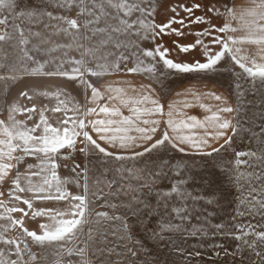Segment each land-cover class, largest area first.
I'll return each mask as SVG.
<instances>
[{"label": "snow or ice", "instance_id": "1", "mask_svg": "<svg viewBox=\"0 0 264 264\" xmlns=\"http://www.w3.org/2000/svg\"><path fill=\"white\" fill-rule=\"evenodd\" d=\"M56 3L60 8L78 7L80 9L79 16H86L87 18L81 22L79 17L70 19L63 15H53L51 11L46 10L17 11L19 7L17 0H0V26H3L0 29V53H2L0 55V68L7 67L9 72L21 70L27 72V67H21L25 61L39 63L30 55V51L32 49L38 50L39 45L50 43V41L42 38L44 33L32 31V25L43 24L47 35H71L76 47L83 49L81 59L62 60L56 65L54 71L43 74L78 80L79 83L92 89V100L99 98L100 93L85 80V73L91 76H102L107 72L124 71L125 69L121 68V64L126 65L131 60L133 67L126 68L127 73L141 74L147 72L154 76L159 84L162 79H167L173 75L213 72L228 57L234 65L243 70L240 74H234L236 76L234 88L238 104L234 107L229 104L226 97L207 93L208 97L220 102L214 111L206 105H200L202 109L210 112V115L205 116L204 120L189 116L187 119H181L178 122L169 118L166 121L168 127L174 133L179 134L169 136L168 132L165 131L161 138L156 139L155 142L152 141L160 121L142 119V117L161 113L163 107L147 94L131 99L133 104L130 109L131 116H122L117 109L105 105L99 108V112L106 117L115 116L119 119H94L86 122L84 117L96 113L97 110L89 108L87 111L80 112L79 108H73L72 111L77 114L66 115L64 120L59 121L62 127H53L48 123L44 115L47 111L46 108L40 110V119L34 126L25 127L22 121L13 119L11 113L16 109L12 108L9 115L10 124L5 125L3 121H0V135L6 137V140H0V145H4L7 149V151L0 149V157L6 156L9 160L15 159L16 163H20L25 156H30L35 158L37 163L28 164L23 174L16 173L8 196L11 200L26 205L27 209L31 210L32 218L44 216L49 219L50 223L41 224L38 234L37 231H29L23 227V217L19 220L12 219L11 216L6 217L11 220L13 225L20 226L22 234L15 239H5L3 235H0V243L9 246L7 250L0 249V264H37V255L30 250L25 237L31 238V243L41 247H56L57 257L65 255L70 259L73 256H78L80 260L86 261V264H117L118 260L123 257L122 264H128L127 258H136L138 256L136 249L140 247V241L134 239L133 223L135 221L130 218L134 217L136 221H140L141 217L147 219L154 216L157 211L160 212L157 220L158 228L151 230L152 238L163 241L164 233L167 232H178L185 238L195 236L198 232L207 235L203 229L193 231L182 228V224L191 219L192 205L201 199V197L193 195L188 188V185L195 181L196 175L191 173L187 165L180 163L169 165L167 161H164L163 167L168 171H154L155 165L153 168L145 165L143 169L117 168L116 172L120 173L119 179L116 177L111 180L103 179L104 173H101V176L90 182L88 164H85L82 169L79 164H75L71 169L75 175L71 179L60 178L57 174V168L60 166L57 163V157H60L61 149H75L78 137H82L79 142L83 145L79 152L86 157L94 156L101 165L107 163L108 158L125 161L148 156L151 160L154 152H158L161 148L167 149L169 146L180 153L187 154L189 151H195L199 155L209 157L214 156V154L219 155L221 151L226 150L232 144L233 137L244 130L240 119L239 105L243 103L240 97L245 95L246 85L258 78L260 87L264 88V0H252L253 6L242 10L239 15L234 8L227 5H225L222 13L213 5L201 3H193L191 6L185 4L171 6L167 10L174 15L166 23L159 25L150 22L148 19L154 15L152 0H56ZM145 4L147 6H144ZM106 8L122 12L123 17L117 18L114 13L106 11ZM201 8H206V14L196 16L195 12ZM180 11L186 14L189 23L185 22V18H178ZM137 12L140 14L139 17L130 21L128 18ZM5 13L7 15H4ZM207 13L224 15L230 19L226 20L222 27H216L210 24ZM8 16L15 17L10 28ZM45 17H47L46 22ZM109 19L118 20V22L109 25L107 23ZM231 19H238L240 26L232 27ZM17 20L19 23L16 22ZM102 22L104 23L103 27L100 26ZM173 24H179L181 27L173 28ZM190 24H208L209 26L202 31L192 33L197 37L194 43L177 46L182 53H190L198 46L201 47L204 62L200 60L191 63L175 62L167 58L169 49L164 48L162 44H155L156 39L163 35L182 36L184 35L183 29L189 27ZM81 28L84 29L83 34H81ZM241 30L245 33L243 36L227 35L230 32L235 33ZM214 32L225 35H213ZM208 36L212 37L210 42L212 45L220 46L219 51L213 53L209 44L204 42L202 37ZM33 38L39 39V45H32V49H29L27 46ZM145 40L152 42L155 45L154 48H142V42ZM80 41H89V43L85 45ZM244 44L255 45L256 54L251 57L244 54V49L241 47ZM4 45L12 47L13 50H18L22 54L16 64L5 65L3 63L7 57V53L3 51ZM60 47L65 46L56 45L48 51H55L56 48ZM109 48L113 51H109ZM85 57L96 62L97 70L94 71L88 67ZM146 60L150 61L147 65L145 64ZM65 63H72L76 66L70 72L64 71L62 69ZM157 65H162V70H159ZM42 67L41 65L40 68L32 69V71L39 73ZM16 78V76H0V81L15 80ZM114 91L120 93L123 90L117 88ZM26 95V93H21V96ZM109 99H113V97H109ZM121 102L127 103L123 100ZM178 103L182 108L193 106L190 101ZM141 104L152 106L135 107V105ZM261 107L264 108V103ZM34 110V108L24 109L29 113ZM176 110V106L170 104L169 117H172ZM52 111L66 112L67 108L61 101ZM233 113L236 115L232 116ZM30 118L31 116H29ZM89 125L99 140L104 141L107 145L118 146L126 150L143 147V151H133L131 155L115 154L106 147H102L96 139H93L89 131L86 130ZM196 127L204 128L205 134L203 136L183 134L182 130ZM209 128L212 131H207ZM38 129L41 130L40 134L35 135ZM229 129H231L232 135L227 136L224 143L219 147H211L209 137L213 141H217L225 137ZM132 132H135L136 135H131ZM257 138L261 139L259 153L252 150L236 152L235 163L237 165L242 163L240 157L251 158L254 163L250 166L253 168L259 166L261 170L259 172L252 171L249 173V177L256 181H264V128H261L259 134L252 133V139ZM181 145L188 147L186 149ZM209 147H211V151H206ZM17 149L23 153V156H12V153ZM68 156H71V152L68 153ZM68 156L60 158L67 159ZM243 163L248 164L249 161H243ZM14 166L11 163H0V180ZM169 171L173 176L182 177L173 180L170 190L164 189L160 185V182L168 176ZM73 180L83 188V194H72L67 190L66 185ZM22 182L25 186H22ZM19 193H31L32 196L25 198ZM173 196L179 204L170 208ZM118 197L126 198V202L119 204L113 202V199ZM153 198L158 207H153L151 203ZM35 200L66 201L67 208L63 210L57 208L34 209L33 201ZM97 201H102L98 205L99 207H106L110 211H95ZM189 201L192 204H189ZM3 203L0 202V207H3ZM248 204L252 209L261 211V214L264 215V189L250 188ZM6 211L9 213L19 211L23 212L24 216L28 215V212L18 207L7 208ZM172 213L175 214V217H171ZM174 219H178L179 223H174ZM248 227L250 228L251 225ZM215 228L220 230L223 225L217 224ZM239 233L234 237L241 241V244L237 246V251L247 248L257 257L256 264H264V252L256 250L257 241L264 243V232H248L246 228L240 227ZM227 235H232V233L229 232ZM248 236H254L256 239L249 241L246 239ZM69 245L71 246L69 247ZM178 250L183 251V249ZM228 254L227 249H225V255ZM194 255L199 256L200 253L195 252ZM12 256L16 258L12 259ZM241 264H244L243 257Z\"/></svg>", "mask_w": 264, "mask_h": 264}, {"label": "rangeland", "instance_id": "2", "mask_svg": "<svg viewBox=\"0 0 264 264\" xmlns=\"http://www.w3.org/2000/svg\"><path fill=\"white\" fill-rule=\"evenodd\" d=\"M159 0H152V7L156 5ZM19 7L17 11H36L46 10L51 11L53 15H63L70 19H76L79 17L81 22L86 19V16H79L80 9L78 7L60 8L57 6L56 0H17ZM144 6H147L145 4ZM4 15H7L5 13ZM139 13H134L135 20L139 17ZM151 17H148L150 21ZM11 22L15 17L8 16ZM45 22L47 17L44 18ZM19 23V20L16 21ZM66 26V25H65ZM3 26H0L2 29ZM32 31H40L44 33L43 39L50 41V43L39 45V39L33 38L31 43L27 46L32 49V45H39V49H32L30 55L34 57L35 61L39 63H33V61H25L23 67H27V72H33L32 69L41 68V71H54L56 65L62 60H79L81 59V52L83 49L76 47L75 42L71 35L57 34L47 35L43 24L32 25ZM81 34L84 33V29L81 28ZM81 43H84L80 41ZM86 42V41H85ZM56 45H64L65 47L56 48L55 51H48V49L54 48ZM86 45V43H85ZM142 48H153L150 41L145 40L142 42ZM3 51L7 53V57L3 60L5 65L16 64L21 53L18 50H13L12 47L7 45L3 46ZM2 55V53H0ZM88 62V67L94 71L97 70L96 62L92 61L89 57H85ZM159 59V58H157ZM149 60L145 61L147 65ZM76 65L72 63H65L63 65L64 71H71ZM121 67H133V62L129 60L126 65L121 64ZM159 70H162V65H157ZM237 65L226 57L222 65L215 71L204 74L206 77L214 79L226 86L236 96V90L234 83L236 76L234 74L242 73ZM23 70L17 72H9L8 68H0V76H18L22 73H27ZM156 85L162 88H170L176 83L191 76L192 73L180 74L169 76L167 79H162L161 83L156 82V78L151 74L142 73ZM88 81H91L98 76H91L85 73ZM0 81V101L4 94L10 89V87L17 80ZM237 98V96H236ZM243 103L240 106V119L243 126V131L239 132L233 137L232 144L221 151L219 155L212 157L202 155H189L180 153L170 146L167 149L161 148L158 152L152 154L151 160L148 156L140 157L135 160L117 161L114 158H108V162L101 165L100 162L95 159L94 156L86 157L79 152V149L83 145L78 142L75 149H69L71 156L68 153L69 159H72V164H79L81 169L85 164L89 166L90 182L95 178L101 176L104 173L103 179L111 180L113 177L119 179L120 173L116 172L117 168H137L143 169L145 165L149 168H155L153 170L168 171L163 167L164 161H167L169 165L173 164H185L191 173L196 175V179L193 183L188 185L189 190L193 195L201 197L195 204L192 205V211L190 212L191 219L182 224V228L191 229L193 231L197 229H203L207 235H202L199 232L195 236H187L185 238L178 232L164 233L163 241L152 238L151 230L158 228L157 220L159 219L160 212L157 211L154 216L144 219L141 217L140 221H136V218H130L133 223L134 239L140 241V247L136 250L138 256L136 258L128 257V264H241V258L244 259V264H256L257 257L251 250L247 248L237 251V246L241 244V241L236 240L235 235H239L240 227L246 228L248 232H264V215L261 211L252 209L248 204L249 189L256 187L264 189V181H256L249 177V173L252 171L259 172L261 168L257 166L253 168L250 164L254 161L245 156L240 157L242 163L237 165L236 152L240 151H256L259 153V146L261 145V139H252V133H260L261 128H264V108L261 107L264 103V88L260 87L259 79L250 81L245 88V95L240 97ZM82 140V139H81ZM159 156V158H158ZM243 161H249L248 164ZM80 171L79 169L77 170ZM127 175V173H125ZM182 177L173 176L169 171L168 176L164 178L160 185L164 189L170 190V185L173 180L181 179ZM82 183V181H81ZM0 202L3 203V207H0V235H3L5 239H15L18 235L22 234V229L19 225H13L11 220L6 217L11 216L12 219L18 220L14 212L9 213L6 211L10 208L7 190L0 188ZM81 194H83V188L81 187ZM211 201V203H209ZM113 202L121 203L126 202V198L118 197L114 198ZM102 201L96 202L95 211H110L106 207H99L98 205ZM153 207H158L155 199L151 201ZM192 204L191 201L188 202ZM179 202L173 196L170 202V208L173 205L178 206ZM169 208V212H170ZM171 217H175L172 213ZM174 223H179L178 219L173 220ZM223 225V228L217 230L215 225ZM248 225H251L249 228ZM29 231H35L27 226L23 225ZM39 234V231H37ZM232 235H227V233ZM215 233V235H213ZM224 233V234H222ZM29 243L30 250L37 255V264H86V261L80 260L78 256H73L70 259L65 255L57 257V249L54 246L41 247L31 243V238L25 237ZM249 241L256 239L254 236L246 237ZM222 245V247H220ZM257 251L264 252V243L257 241ZM71 245H69L70 247ZM9 246L0 243V249L7 250ZM23 247V245H21ZM178 249H183L179 251ZM225 249H227L228 255H225ZM195 252H199L200 255H194ZM219 253V255H217ZM235 253V255H233ZM193 254V255H190ZM7 258V257H6ZM15 259V256L11 257ZM27 259V256H25ZM123 257H121L117 264H122Z\"/></svg>", "mask_w": 264, "mask_h": 264}, {"label": "crops", "instance_id": "3", "mask_svg": "<svg viewBox=\"0 0 264 264\" xmlns=\"http://www.w3.org/2000/svg\"><path fill=\"white\" fill-rule=\"evenodd\" d=\"M193 3H201L204 5H213L220 10L222 13L224 11L225 5L230 8H234L239 13L246 9L252 7V0H159L154 6V15L151 16L150 22H154L155 24H163L166 23L169 18H171L174 14L167 10L171 6H178L180 4H185L191 6ZM106 11L112 12L115 14L117 18H122L123 13L117 12L114 9H107ZM179 11V8H178ZM206 8H201L200 10L195 12L196 16L205 15ZM207 16L210 18V24L215 25L216 27H222L226 20L230 19L225 17L224 15H216L212 13H207ZM134 18V16L128 18L130 21ZM178 18H185V22L189 23L186 18V14L183 11H180V16ZM117 21L109 19L107 23L109 25L117 23ZM232 27H239L240 21L238 19L230 20ZM101 27L104 26L102 22ZM208 24H190L189 27L183 29L184 35L176 36V35H163L160 38H157L155 44H162L164 48L169 49L168 57L169 59L174 60L175 62H194L196 60H200L204 62V57L202 55L201 47H197L190 53H182L179 50L177 45H187L194 43L196 40V36L192 33L196 31H202L207 28ZM173 28H180L179 24H173ZM158 31V29H157ZM245 33L241 31H237L235 33H228L227 35L233 36H243ZM213 35H221L224 36L223 33H213ZM206 44L212 49V52L219 51V45H212L211 36L202 37ZM83 44L86 45L89 41H82ZM175 42V43H174ZM152 47L154 48V44L151 42ZM244 49V54L248 56H253L257 52V48L252 44H244L241 46ZM109 51H113V49L109 48ZM125 69L120 72H107L102 76H98L97 78L88 81L87 76L85 75V80L92 87L96 88L100 93V97L96 100H92V89L87 87L84 84L79 83L78 80H70L67 77L61 76H47L44 75V72L48 71H40L37 72H27L22 73L18 76L15 83L10 87V89L4 94L0 101V121H3L5 125L10 124L9 115L10 110L15 108L16 111L12 112L11 115L14 120L22 121L25 127L31 128L34 126L40 119V110L47 109L44 115L48 120V123L53 127H62L59 121L65 119V116H73L77 113L72 111L73 108H79L80 112L87 111L89 108H95L96 113L90 114L84 117L85 121L94 120V119H119V117H106L103 113L99 112V108L102 106H108L109 108L117 109L122 116H131L132 112L130 109L133 107L131 103V99L139 98L142 95H150L153 99L157 100L160 105L163 107V111L158 114H153L152 116H143L142 119H153L159 120L160 124L157 127L156 135L153 137V141L156 139H160L165 131L168 132L169 136H174L179 133H174L171 128L168 127L166 121L169 118H172L175 121H179L181 119H187L189 116H195L200 120H204L205 116L210 115L211 113L202 109L200 107L201 104L208 106L213 111L215 110L216 105L220 102L211 99L206 94L207 93H215L216 95H221L228 99V102L232 106H237L238 101L234 93H232L226 86L222 85L220 82L206 77L204 74L193 72L191 76L186 79L176 83L170 88H162L156 85L152 80L146 77L144 74H129L126 71L128 67H121ZM70 72V71H69ZM122 89L123 91L117 93L114 89ZM21 93H26V96H21ZM109 97H113V99H109ZM199 97V99H197ZM126 101L127 103H122L121 101ZM64 102V106H66L67 111H59L53 112L52 109L57 107L60 102ZM181 101H190L193 106L188 108H182V106L178 103ZM173 104L176 106V111L173 112L172 117H169V105ZM152 105H135V107H151ZM35 109L33 112L29 113L24 111V109ZM235 116L236 114H231ZM29 116L31 118L29 119ZM235 122V121H233ZM143 126V125H141ZM89 131L90 135H92L93 139H96L98 143L101 144L102 147H106L109 151L119 154V155H131L133 151H143V147H137L134 149H121L118 146L112 147L110 145L105 144L104 141L99 140L97 134L92 131L91 126L89 125L86 129ZM41 130H37L35 135H39ZM183 134L186 135H194V136H203L205 134V129L196 127L192 129H184L182 130ZM207 131H212L211 128L207 129ZM131 135H136L135 132L130 133ZM231 129L227 130L226 136L222 137L217 141H213L211 137H209V142L211 147H219L224 143V139L227 136H231ZM82 139V137L77 138V143ZM0 140H6V137L0 135ZM16 143V141H13ZM187 149V145H181ZM211 147L207 148L206 151H211ZM0 149L7 151L4 145H0ZM69 149H61L60 157H64L67 154ZM187 154L189 155H199L195 151H189ZM13 157L23 156V153L17 149L12 153ZM57 157V163L60 165L57 168V174L60 178H69L71 179L75 174L72 172V159H62ZM0 163H11L15 165L8 171V174L0 180V188H5L7 190V198L9 202V206L23 208L26 212H28L27 216H24L23 212H14L16 217L21 219L23 217V225L28 228L39 231L40 225L45 223H50L47 217H35L32 218L31 210L27 209V206L22 202L11 200L8 196V191L12 187V181L15 179V175L17 172L21 174L25 173L28 164H36L37 161L35 158L30 156H25L24 159L20 163H16L15 159L9 160L6 156L0 157ZM67 165V167H65ZM22 186H25L22 182ZM67 190L72 194H81V186L77 185L73 180L71 183L66 185ZM19 195L30 198L32 196L31 193H19ZM34 209L39 208H57V209H66L67 202L66 201H54V200H35L33 201Z\"/></svg>", "mask_w": 264, "mask_h": 264}, {"label": "built area", "instance_id": "4", "mask_svg": "<svg viewBox=\"0 0 264 264\" xmlns=\"http://www.w3.org/2000/svg\"><path fill=\"white\" fill-rule=\"evenodd\" d=\"M59 158H60V157H59ZM59 158H58V159H59ZM60 160H62V159L60 158Z\"/></svg>", "mask_w": 264, "mask_h": 264}]
</instances>
